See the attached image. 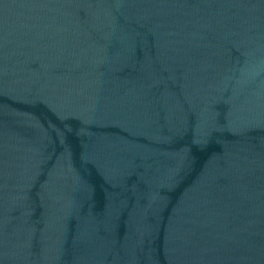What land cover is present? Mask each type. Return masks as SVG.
<instances>
[{
	"label": "water",
	"instance_id": "obj_1",
	"mask_svg": "<svg viewBox=\"0 0 264 264\" xmlns=\"http://www.w3.org/2000/svg\"><path fill=\"white\" fill-rule=\"evenodd\" d=\"M0 264H264V0H0Z\"/></svg>",
	"mask_w": 264,
	"mask_h": 264
}]
</instances>
